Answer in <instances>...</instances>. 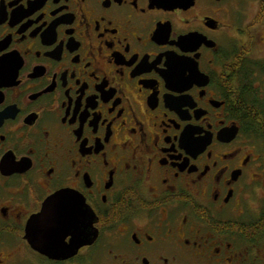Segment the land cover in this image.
Here are the masks:
<instances>
[{"label":"flooded vegetation","instance_id":"obj_1","mask_svg":"<svg viewBox=\"0 0 264 264\" xmlns=\"http://www.w3.org/2000/svg\"><path fill=\"white\" fill-rule=\"evenodd\" d=\"M0 264H264V0H0Z\"/></svg>","mask_w":264,"mask_h":264}]
</instances>
